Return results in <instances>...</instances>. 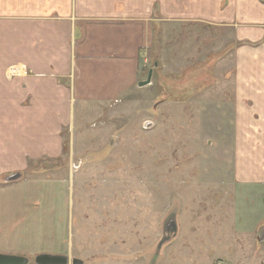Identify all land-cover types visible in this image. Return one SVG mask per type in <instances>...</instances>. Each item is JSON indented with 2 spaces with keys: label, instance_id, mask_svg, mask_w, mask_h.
I'll list each match as a JSON object with an SVG mask.
<instances>
[{
  "label": "rangeland",
  "instance_id": "obj_1",
  "mask_svg": "<svg viewBox=\"0 0 264 264\" xmlns=\"http://www.w3.org/2000/svg\"><path fill=\"white\" fill-rule=\"evenodd\" d=\"M228 38L209 21L156 19L138 59L150 83L77 106L62 156L28 160L9 184L0 109V253L28 264L40 254L67 264H264V182L235 174L264 178V161L238 158ZM168 219L176 232L158 247Z\"/></svg>",
  "mask_w": 264,
  "mask_h": 264
},
{
  "label": "crops",
  "instance_id": "obj_2",
  "mask_svg": "<svg viewBox=\"0 0 264 264\" xmlns=\"http://www.w3.org/2000/svg\"><path fill=\"white\" fill-rule=\"evenodd\" d=\"M156 19L226 28L232 103L240 111L238 158L256 152L264 161V0H0L6 175L20 173L6 184L23 177L28 160L62 156L61 130L77 106L105 103L138 85V59ZM249 172L235 171L236 179L264 182Z\"/></svg>",
  "mask_w": 264,
  "mask_h": 264
},
{
  "label": "water",
  "instance_id": "obj_3",
  "mask_svg": "<svg viewBox=\"0 0 264 264\" xmlns=\"http://www.w3.org/2000/svg\"><path fill=\"white\" fill-rule=\"evenodd\" d=\"M152 68L148 70L147 76L145 80L139 81L138 86H143L150 83ZM20 177V173H10L6 175L3 179L5 181L14 180ZM164 229L166 231L165 236L161 239L158 244V247L165 241L168 240L175 232H176V224L173 219H168L164 225ZM264 238V235L259 237L258 239ZM35 264H67L68 258L64 255H46L40 254L37 255L34 259ZM29 259L23 256L17 255H8L0 253V264H28ZM73 264L81 263L78 259H72Z\"/></svg>",
  "mask_w": 264,
  "mask_h": 264
},
{
  "label": "built area",
  "instance_id": "obj_4",
  "mask_svg": "<svg viewBox=\"0 0 264 264\" xmlns=\"http://www.w3.org/2000/svg\"><path fill=\"white\" fill-rule=\"evenodd\" d=\"M15 69H12V73H14V74H16L17 73V75H18V71L15 73V71H14Z\"/></svg>",
  "mask_w": 264,
  "mask_h": 264
},
{
  "label": "flooded vegetation",
  "instance_id": "obj_5",
  "mask_svg": "<svg viewBox=\"0 0 264 264\" xmlns=\"http://www.w3.org/2000/svg\"><path fill=\"white\" fill-rule=\"evenodd\" d=\"M74 259V258H73Z\"/></svg>",
  "mask_w": 264,
  "mask_h": 264
}]
</instances>
